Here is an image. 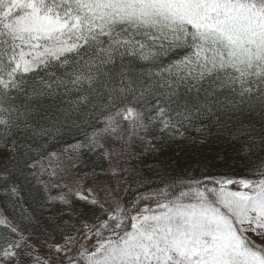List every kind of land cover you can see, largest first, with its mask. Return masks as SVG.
Wrapping results in <instances>:
<instances>
[{"label":"snow or ice","instance_id":"1","mask_svg":"<svg viewBox=\"0 0 264 264\" xmlns=\"http://www.w3.org/2000/svg\"><path fill=\"white\" fill-rule=\"evenodd\" d=\"M0 264H264V0H0Z\"/></svg>","mask_w":264,"mask_h":264},{"label":"trees","instance_id":"2","mask_svg":"<svg viewBox=\"0 0 264 264\" xmlns=\"http://www.w3.org/2000/svg\"><path fill=\"white\" fill-rule=\"evenodd\" d=\"M169 155L170 154L166 153L165 156L162 157V159H168ZM143 175H144L145 178H148V173L147 172L143 173ZM151 179L154 180V181H156L157 183L159 182L158 181V178L155 177V176H152Z\"/></svg>","mask_w":264,"mask_h":264},{"label":"rangeland","instance_id":"3","mask_svg":"<svg viewBox=\"0 0 264 264\" xmlns=\"http://www.w3.org/2000/svg\"><path fill=\"white\" fill-rule=\"evenodd\" d=\"M85 243H87V241Z\"/></svg>","mask_w":264,"mask_h":264}]
</instances>
